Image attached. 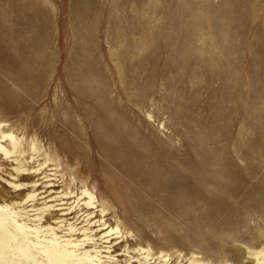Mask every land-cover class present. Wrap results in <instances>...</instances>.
I'll return each mask as SVG.
<instances>
[{
	"label": "rangeland",
	"instance_id": "374dc122",
	"mask_svg": "<svg viewBox=\"0 0 264 264\" xmlns=\"http://www.w3.org/2000/svg\"><path fill=\"white\" fill-rule=\"evenodd\" d=\"M0 121L50 157L59 189L95 195L113 253H264V0H0ZM12 165L0 203L26 195L4 183ZM23 242L0 260L26 263Z\"/></svg>",
	"mask_w": 264,
	"mask_h": 264
},
{
	"label": "bare ground",
	"instance_id": "6f19581e",
	"mask_svg": "<svg viewBox=\"0 0 264 264\" xmlns=\"http://www.w3.org/2000/svg\"><path fill=\"white\" fill-rule=\"evenodd\" d=\"M5 125L0 121V166L8 160L15 165L11 167L14 171L12 180L5 179L4 183L11 192L20 195L25 191L26 195L20 200L0 203V245H9L18 236L23 237V244L14 243V247L19 249L26 263L7 258L0 260V264H43V260L49 264L151 263L148 257L149 252L143 247L134 248L138 252L141 250L139 253L146 252L139 257L130 254L127 247H124L122 252L113 253L115 248L112 247L119 241L113 242V238L118 234L116 236L112 234L119 233V230L117 226H110L105 219H102L103 216L96 218V213H93V209L98 206L95 195L84 185L76 193L69 189V184L59 189V178L55 177L57 170L50 167L52 165L49 163L50 157L38 159L39 149L34 145L30 147L31 151L25 152L21 148V138ZM0 170L3 168L0 167ZM38 199L42 200L40 206H36ZM13 205L20 206V209L15 210ZM50 215L56 216L48 221ZM20 216L22 218H18ZM24 218L32 220V224H27L25 220H22ZM81 222H84L83 225L78 226ZM93 227L97 229L94 230ZM97 233L98 236H96ZM40 236H43V241ZM97 240L107 243L102 245L105 247L104 250L100 249L98 246L100 242ZM88 246L91 248H87ZM101 251L107 254L102 255ZM117 255L128 257L120 262ZM189 260H187L189 264H206L194 258ZM255 264H264L262 250L255 253Z\"/></svg>",
	"mask_w": 264,
	"mask_h": 264
}]
</instances>
